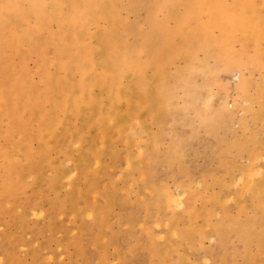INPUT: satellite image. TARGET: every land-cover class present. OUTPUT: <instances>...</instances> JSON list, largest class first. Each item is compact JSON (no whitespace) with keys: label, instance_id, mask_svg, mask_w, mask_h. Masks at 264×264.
I'll return each instance as SVG.
<instances>
[{"label":"rangeland","instance_id":"1","mask_svg":"<svg viewBox=\"0 0 264 264\" xmlns=\"http://www.w3.org/2000/svg\"><path fill=\"white\" fill-rule=\"evenodd\" d=\"M0 264H264V0H0Z\"/></svg>","mask_w":264,"mask_h":264},{"label":"bare ground","instance_id":"2","mask_svg":"<svg viewBox=\"0 0 264 264\" xmlns=\"http://www.w3.org/2000/svg\"><path fill=\"white\" fill-rule=\"evenodd\" d=\"M59 41V40H58ZM75 42V41H74ZM59 43V42H58ZM60 44V43H59ZM71 46V45H70ZM78 58V57H77ZM160 63V62H159ZM43 65V64H42ZM45 74V73H44ZM55 78V77H54ZM51 79V78H50ZM165 79V78H164ZM48 82V81H47ZM26 85V84H25ZM47 90V89H46ZM28 94V93H27ZM29 96V95H28ZM58 101V100H57ZM61 101V100H60ZM80 101V100H79ZM6 102V101H5ZM76 106V104H75ZM67 109V108H66ZM12 113V111H11ZM114 114V113H113ZM115 115V114H114ZM73 116V115H72ZM126 125V124H125ZM41 131V130H40ZM46 132V131H45ZM108 133V132H107ZM108 136V135H107ZM29 137V136H28ZM44 151V150H43ZM43 153V152H42ZM45 154V153H44ZM45 162V161H44ZM41 163V162H40Z\"/></svg>","mask_w":264,"mask_h":264}]
</instances>
